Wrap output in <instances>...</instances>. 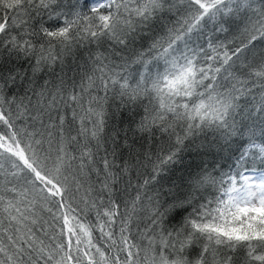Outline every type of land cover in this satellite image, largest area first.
Wrapping results in <instances>:
<instances>
[{
  "label": "snow or ice",
  "instance_id": "obj_1",
  "mask_svg": "<svg viewBox=\"0 0 264 264\" xmlns=\"http://www.w3.org/2000/svg\"><path fill=\"white\" fill-rule=\"evenodd\" d=\"M0 264H264V0H0Z\"/></svg>",
  "mask_w": 264,
  "mask_h": 264
},
{
  "label": "trees",
  "instance_id": "obj_2",
  "mask_svg": "<svg viewBox=\"0 0 264 264\" xmlns=\"http://www.w3.org/2000/svg\"><path fill=\"white\" fill-rule=\"evenodd\" d=\"M186 163L188 162L187 160L185 161ZM179 167V166H178ZM98 235V234H97Z\"/></svg>",
  "mask_w": 264,
  "mask_h": 264
}]
</instances>
